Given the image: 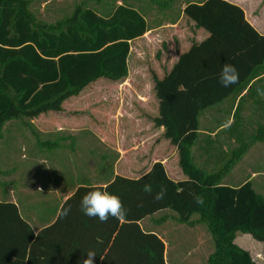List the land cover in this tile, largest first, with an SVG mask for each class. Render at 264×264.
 <instances>
[{
  "label": "trees",
  "instance_id": "trees-1",
  "mask_svg": "<svg viewBox=\"0 0 264 264\" xmlns=\"http://www.w3.org/2000/svg\"><path fill=\"white\" fill-rule=\"evenodd\" d=\"M183 11L208 35L180 52L162 76L152 73L158 99L152 120L163 126V137L177 149L185 177H170L163 161L155 159L139 176L115 173L104 184H79L62 201L54 220L36 233L15 201L0 199V264H82L90 250L96 253L94 264H167L164 240L139 223L162 208L175 211L183 222L199 214L214 243L208 264H258L235 241L237 231L261 241L264 264V194L250 179L237 185L222 182L249 142L238 134L240 143L211 171L197 165L191 153L201 111L244 89L264 63V33L229 0L189 2ZM146 29L143 14L125 4L99 13L82 2L70 14L46 22L36 17L29 0H0V136L9 119L62 111L65 99L96 79L126 77L129 40ZM225 63L239 72V83L227 88L220 83ZM236 111L237 106L233 116ZM263 139L260 125L251 141ZM147 184L151 193L144 191ZM162 186L167 194L156 201ZM97 187L121 197L128 210L123 222L111 216L101 222L82 212V197ZM196 196L203 204L195 202ZM69 206L71 211L63 216Z\"/></svg>",
  "mask_w": 264,
  "mask_h": 264
},
{
  "label": "rangeland",
  "instance_id": "rangeland-1",
  "mask_svg": "<svg viewBox=\"0 0 264 264\" xmlns=\"http://www.w3.org/2000/svg\"><path fill=\"white\" fill-rule=\"evenodd\" d=\"M70 2L71 6L85 2L89 6H97L98 10L102 6L101 0ZM171 13L165 15V18L175 16ZM145 16L148 22H155L148 13ZM156 33L154 37L149 36L140 41V44L133 43L130 64L134 72L129 80L96 79L78 97H69L62 111L50 110L39 115L40 129L29 123L26 117L12 118L4 123L0 136V196L4 198L12 190L22 204L23 212L29 211L25 207L27 202H31V207L34 202L39 211L45 202H58L64 195L62 193H66L68 185L75 181L87 178L96 180L104 174L110 176V171H116L114 168L126 170L118 173L139 176L149 168L154 158L164 159L170 177H185L178 163L177 149L169 139L163 137L162 131H157L152 120L158 113L152 73L162 76L170 69L178 54L190 46L183 44L185 35L187 38L190 35L187 29L184 32L183 29L174 31L163 28ZM137 58L139 62L135 60ZM235 95L233 92L220 102L203 109L199 116L201 126L213 131L226 121ZM246 98L247 95L240 101L235 115L232 114L234 121L217 129L212 138L219 139L238 131L240 127L237 120L240 119L242 137L249 141L251 133L255 132L260 123L256 122V115L251 117V121L241 117L244 111H240V108ZM206 111L215 112L203 121L201 115ZM68 132L77 136L76 140L61 141L62 146H58L55 137ZM99 135L103 140H100ZM202 136L199 131L191 146V153L194 162L209 171L220 168L231 155V149L240 143L230 141L225 157L219 156L215 164H206L199 157ZM36 152L38 158L34 156ZM115 163H118V167ZM56 168H60L62 173L55 172ZM132 169L137 171L132 172ZM252 170L258 174L252 179L253 186L264 194V141L251 142L234 162L225 179L231 178L229 180L236 183ZM61 175L62 181L65 179L66 182L55 190L59 184L56 179ZM149 215L142 221V226L158 227L166 240L165 251L170 263L208 264L207 257L213 251L214 243L206 223L199 219L197 212L192 213L191 222L180 221L177 213L170 208H162ZM235 241L248 249L256 262L261 263V241L242 231L236 232Z\"/></svg>",
  "mask_w": 264,
  "mask_h": 264
},
{
  "label": "crops",
  "instance_id": "crops-1",
  "mask_svg": "<svg viewBox=\"0 0 264 264\" xmlns=\"http://www.w3.org/2000/svg\"><path fill=\"white\" fill-rule=\"evenodd\" d=\"M72 1H74V0H72ZM201 1L202 0H150L149 2H146V0H101L100 4L102 6H100V10L97 9L98 8L97 6L93 7L90 5L91 7L95 8L96 11L99 13H107L108 11L111 10V8L115 7L116 5L125 4V5H129L135 9H137L140 13L143 14V16L145 18L146 27H147L146 31L143 34L129 40L130 49H129V53L127 56L128 73H127L126 77L122 78L121 80H124L125 78L127 80H129L131 78L132 72H134L132 69V66L130 64L131 63L130 54L132 51L133 43H134V45H137V44H140V41H144L149 36L154 37L157 34L156 33L157 30L166 28V29H170V30H174V31H179V29H183L185 32L187 29L190 36H188V38H187V36L184 33V35L186 37L184 42H183L184 45L191 44L190 40L200 41L204 37H206L208 35V31L203 27L195 26L194 20H192L190 17H188L183 11V8L187 3H189V2H201ZM229 1H232V2L240 5L244 10V14H245L246 19L260 33H264V0H229ZM70 3H71L70 0H29V7L35 13L37 18L44 20L46 22H53V21L57 20L58 18H61L65 15H68V13L72 11V9L74 8V6L76 4L71 6ZM95 3H97V2L95 1ZM171 12H173L175 14V16L172 18H168V19L165 18V15L172 14ZM145 13H148L150 18L152 20H154L155 22H153V23L148 22L147 17L145 16ZM177 37H179V36H177ZM179 41H180V39H179ZM173 44H175V42H173ZM135 60L137 62H139L138 58ZM118 80H120V79H118ZM111 81H117V80H111ZM124 83L126 84V81ZM257 89L264 90V63H262L260 65L258 72L256 73V75H254L249 80V82L247 83V85L244 89H242L240 91H234V93L237 92L236 93L237 95H235V97L232 100V105L230 107V113H229V116H228L226 121H223L222 124H219L218 125L219 127L214 129L213 131H208L206 129V127L201 126V123L199 122V131H200V133L203 134V136H202L203 141L201 144V150L199 153L200 154L199 157L203 160V162H205L206 164H209L210 162L215 164V162H218L219 156L220 157L226 156L227 144L230 143V141L237 140L238 134H240L242 137L243 127L241 126L240 119H239V120H237V121H239V127H240V129L238 128L239 129L238 131L232 132L230 134H226L225 136L220 137L219 139L218 138H212V136H214L216 134L217 129H219L222 126L224 127L225 125H229L232 122L233 111H234L236 106H237V108L240 106V101L243 99V97L245 95H247V98L245 99L244 104L240 108V111H244V114L243 115L241 114V117L245 118L246 120L251 121L252 118L254 117V115H256V117H254L255 119H257L256 122L260 123L259 126L260 125L264 126V98H262L260 95H258ZM79 95H77L76 97H78ZM68 99L69 98L64 100L63 107H65L64 103ZM58 112H60V111H58ZM214 112L215 111L203 112V114L201 115V118L203 119V121H205L206 118L210 115V113H214ZM39 115H44V114L40 113ZM39 115L29 119L28 122L33 123L36 127H38L40 129L39 123H38ZM55 123H58V122H55ZM155 128L157 129V131H160V132L161 131L163 132V129H164L163 126H156V125H155ZM88 130L91 131L89 128H88ZM86 131H87V128H86ZM66 134H68V135H66ZM94 134L96 135L97 132ZM251 135H252V133H251ZM76 137L77 136H75L73 133L68 132V133H65L62 135H57V137H55V138L59 142L58 146L61 147L62 146L61 141H66V140H72L73 141V140H76ZM98 137L100 138V140H103V138L100 135ZM242 139H243V137H242ZM256 141H264V139L263 140H256ZM248 142L250 145V143L254 142V141H251V137H250ZM249 145H248V147H249ZM34 156H36V158H38L37 152H36V155H34ZM31 158H33V157H31ZM154 159H156V158H154ZM162 161H163V163H165L164 159ZM115 166L118 167V163H115ZM114 169L116 171H114V172L110 171V176H105V174H104L103 177H100L99 179H96V180H90L87 178V179L75 181V183L68 185L69 187H67L68 189H66L67 190L66 193L65 192L62 193L64 195L58 202H56V203L54 201L45 202L44 204H42L43 206L40 207L39 211L37 210L36 204L34 202L32 204V207H31V202H27L26 203L27 206H25V207L29 208V211L23 212L22 211V204L15 197L12 190H10L9 195L4 196V198H3V196H0V199L15 201L19 207L21 215L26 218V220L30 223L34 232L36 233L39 231V229L41 227L45 226L46 224H48L49 222L54 220V218L57 215L58 208L61 205L62 201L68 195H70L79 184H82V183L104 184L108 179H110V177L113 174L121 172V171H126L124 168H122V169L121 168L120 169L114 168ZM117 169H119V170H117ZM131 171L134 172V171H137V169H132ZM55 172L62 173V170L60 168H56ZM228 172L229 173L231 172L230 169L223 175L222 182L227 183V184H232V185H237V184H239V183H241L247 179H250L252 181V179L256 175H258V174H255L256 172L254 170H252L249 175L242 177L241 178L242 180L235 183V182L229 180L231 178H229L227 180L225 179V177H227V175H229ZM62 179H63L62 175L58 179H56L59 181L58 182L59 184L56 185L55 190L58 187L59 188L62 187L61 183L65 184V182H66L65 179L63 181H62ZM56 180H55V182H56ZM150 216L151 215H147V216L143 217L141 220H139V223L141 224V226H142V221H144L145 218L150 217ZM143 228L154 231L155 233H157L164 240L165 250H166V248H167L166 240L161 235V232L159 231L157 226L148 225V226L143 227ZM165 259H166L167 264H175V263H170L167 260L166 251H165ZM261 262H262V258H261ZM258 264H261V263H258Z\"/></svg>",
  "mask_w": 264,
  "mask_h": 264
},
{
  "label": "clouds",
  "instance_id": "clouds-1",
  "mask_svg": "<svg viewBox=\"0 0 264 264\" xmlns=\"http://www.w3.org/2000/svg\"><path fill=\"white\" fill-rule=\"evenodd\" d=\"M220 83L224 87H230L233 84L239 83V72L236 67L230 63H225L220 73ZM258 95L264 98V90L257 89ZM144 191L151 193L153 191L152 186L147 184L144 186ZM167 194V188L161 187L158 192L155 193L154 200L161 201ZM197 204H203V198L200 196L195 197ZM80 207L82 212L88 217H98L101 222H107L109 216L116 218L123 222L127 215V209L124 207L123 201L119 195L110 193L99 187L92 191L87 192L81 199ZM71 211V206L62 211L63 216H67ZM86 257L82 259V264H94L96 253L94 251H88Z\"/></svg>",
  "mask_w": 264,
  "mask_h": 264
}]
</instances>
